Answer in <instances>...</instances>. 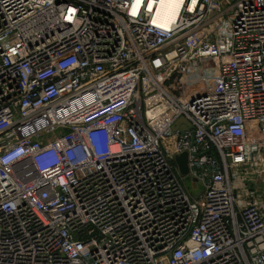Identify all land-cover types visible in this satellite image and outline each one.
Wrapping results in <instances>:
<instances>
[{
  "label": "built area",
  "instance_id": "2783aa9c",
  "mask_svg": "<svg viewBox=\"0 0 264 264\" xmlns=\"http://www.w3.org/2000/svg\"><path fill=\"white\" fill-rule=\"evenodd\" d=\"M158 3L0 0V264H264V0Z\"/></svg>",
  "mask_w": 264,
  "mask_h": 264
},
{
  "label": "bare ground",
  "instance_id": "6f19581e",
  "mask_svg": "<svg viewBox=\"0 0 264 264\" xmlns=\"http://www.w3.org/2000/svg\"><path fill=\"white\" fill-rule=\"evenodd\" d=\"M183 0H159L156 22L167 27L177 18Z\"/></svg>",
  "mask_w": 264,
  "mask_h": 264
},
{
  "label": "water",
  "instance_id": "95a60500",
  "mask_svg": "<svg viewBox=\"0 0 264 264\" xmlns=\"http://www.w3.org/2000/svg\"><path fill=\"white\" fill-rule=\"evenodd\" d=\"M176 161H177V164H178V166L180 168V172L183 175L186 176L187 173H188V168H187V154L186 153H182V154L178 155L176 157Z\"/></svg>",
  "mask_w": 264,
  "mask_h": 264
},
{
  "label": "snow or ice",
  "instance_id": "6c2138e0",
  "mask_svg": "<svg viewBox=\"0 0 264 264\" xmlns=\"http://www.w3.org/2000/svg\"><path fill=\"white\" fill-rule=\"evenodd\" d=\"M70 11H74V10H70Z\"/></svg>",
  "mask_w": 264,
  "mask_h": 264
}]
</instances>
